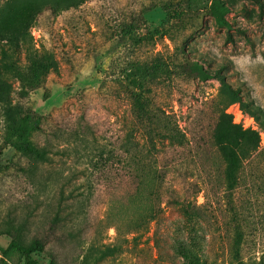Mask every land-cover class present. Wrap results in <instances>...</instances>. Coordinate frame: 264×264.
Listing matches in <instances>:
<instances>
[{"label":"rangeland","instance_id":"1","mask_svg":"<svg viewBox=\"0 0 264 264\" xmlns=\"http://www.w3.org/2000/svg\"><path fill=\"white\" fill-rule=\"evenodd\" d=\"M152 1L86 0L58 14L44 12L37 0L0 8V35L29 31L53 60L43 86L26 98L42 117L32 141L47 150L48 161L5 148L0 117V230L25 226L27 242L45 239V250L33 252L45 264H83L85 257L88 264H264V155L245 162L239 185L228 192L213 139L221 79L264 111V5L224 0L233 27L227 31L207 13L213 0H187L186 16L170 23L161 8L137 12ZM140 13L136 34L165 33L137 47L122 26ZM181 52L217 75L203 81L175 74L154 87V102L176 118L186 139L149 153L136 134L137 155L151 159L160 177L136 192L126 152L131 106L111 82L112 63L157 54L180 63ZM227 112L260 132L264 150L256 121L238 104ZM178 201L198 217L189 220ZM10 240L2 236L0 244Z\"/></svg>","mask_w":264,"mask_h":264},{"label":"trees","instance_id":"2","mask_svg":"<svg viewBox=\"0 0 264 264\" xmlns=\"http://www.w3.org/2000/svg\"><path fill=\"white\" fill-rule=\"evenodd\" d=\"M0 0V8L5 2ZM42 3L44 12H66L81 7L86 0H37ZM187 0H154L150 6H144L137 12H148L161 8L168 12L166 22L186 16ZM263 6V0H254ZM231 12L224 0H213L207 9L215 25L230 31L233 27L227 16ZM136 17V18H135ZM131 22L122 26L124 36L130 37L137 47L165 32L159 29L148 31L144 35L136 34L141 29L143 15H135ZM180 63L162 54H157L147 60H135L128 63H112V83L119 96H124L130 103L132 126L126 136V152L131 156L130 166L136 192L152 189L160 178L158 170L150 160L137 155L138 143L136 134L141 133L148 144L149 153L157 149L158 144L167 142L171 146H183L185 134L182 132L176 118L154 102L152 92L161 81L171 80L175 74L187 75L207 81L217 74H212L205 67L189 59L181 52ZM53 68V60L49 51L39 50L31 32L25 31L17 38H6L0 35V117L3 123V146L12 148L34 162H47L48 152L38 147L32 141V135L41 130L42 117L26 100L30 93L39 90ZM181 73V74H180ZM221 103L217 111V120L213 130V139L224 162V184L228 192L234 191L239 185L240 174L245 168V162L253 161L264 155L260 132L245 128L241 123H235L233 115L227 110L238 104L241 111L252 117L264 131V111L252 100L243 97L239 88L221 79ZM18 83V87L15 85ZM148 157V156H147ZM152 192V191H150ZM184 216L189 220L198 217L192 205L178 201ZM191 205V206H190ZM193 211H196L195 209ZM197 212V211H196ZM153 217V216H151ZM118 231L119 226L113 225ZM25 226L8 225L0 230V237L11 238L7 246L0 244V264H10L17 259L20 264H45L37 259L33 252L44 251L47 245L45 239L35 237L27 242L24 235ZM137 227L129 229V232ZM191 258L197 256L190 251ZM88 264L87 257L84 263Z\"/></svg>","mask_w":264,"mask_h":264}]
</instances>
